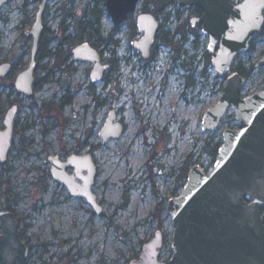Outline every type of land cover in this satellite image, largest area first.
Returning a JSON list of instances; mask_svg holds the SVG:
<instances>
[{"label": "rangeland", "instance_id": "374dc122", "mask_svg": "<svg viewBox=\"0 0 264 264\" xmlns=\"http://www.w3.org/2000/svg\"><path fill=\"white\" fill-rule=\"evenodd\" d=\"M103 1L50 0L42 34L48 42L45 51L54 52L62 21L72 33L66 11L75 15L88 8L103 10L99 49L102 59L113 65L107 79L91 83L90 66L80 62L68 75L55 73L53 56L46 55L34 73L36 79H48L33 97L17 95L16 128L21 132L13 138L7 162L0 165V210L8 207L18 221L21 239L29 247L25 264H129L156 230L163 240L159 260L170 264L173 228L165 206L181 190L178 173L195 164L210 171L217 155L213 147L222 143L225 128L237 124L233 110H228L215 131L201 130L200 118L219 100L227 75L217 76L210 63L204 64L208 38L200 27H194L195 34L185 33V40L175 33L179 26L187 28L185 20L194 16L192 12L176 5L164 8L161 37L153 60H147L132 47L138 36L130 21L115 31ZM39 2L10 0L0 8V62L13 64L12 75L0 84V129L16 97L9 83L28 65L32 41L26 33ZM137 4L134 21L143 6L150 7L146 0ZM164 38L172 45L164 44ZM251 42L252 47L233 61L248 71L241 96L264 90V66L254 67L264 54V31ZM65 87L70 101L54 109ZM111 109L125 124L124 132L102 144L98 131ZM89 149L98 168L92 189L101 214L86 200L71 197L50 176L48 156L65 159Z\"/></svg>", "mask_w": 264, "mask_h": 264}, {"label": "water", "instance_id": "95a60500", "mask_svg": "<svg viewBox=\"0 0 264 264\" xmlns=\"http://www.w3.org/2000/svg\"><path fill=\"white\" fill-rule=\"evenodd\" d=\"M10 0H0L1 6ZM50 0H41L34 22L27 31L31 38L29 64L15 78L18 94L32 96L36 48L42 32V16ZM139 0H105L106 13L113 26L120 27L135 13ZM180 8H198L202 14L191 18L201 33L208 37L207 54L217 76L226 74V82L219 100L202 114L201 130L217 129L221 118L233 110L239 128H225L222 143L217 148L213 168L206 172L199 164L187 172L180 192L166 203L173 235L170 264H264V221L260 208L264 207V90L242 95L246 82L234 70L233 61L246 51L250 41L264 26V0H174ZM135 26L140 38L133 47L142 58L148 59L159 25L154 14L141 12ZM73 60L91 63L90 81L98 82L108 65L102 63L98 50L88 42L72 49ZM264 66V54L254 67ZM11 64L0 63V81L9 75ZM138 118L141 113L134 109ZM16 107L6 111L0 129V163L7 160L12 143L13 120ZM98 131L101 143L119 138L124 132L115 109L107 112ZM50 176L68 190L71 197L86 200L95 214L103 212L92 187L97 167L90 153L74 154L60 160L57 155L47 158ZM71 169V172L68 170ZM0 264H25L29 247L18 234L19 224L14 214L0 210ZM162 232L141 246V253L129 264H167L159 260Z\"/></svg>", "mask_w": 264, "mask_h": 264}, {"label": "trees", "instance_id": "16d2710c", "mask_svg": "<svg viewBox=\"0 0 264 264\" xmlns=\"http://www.w3.org/2000/svg\"><path fill=\"white\" fill-rule=\"evenodd\" d=\"M146 2L150 5V7L147 6H143V8L141 9V11L143 12H147L150 14H154L157 18H160L161 13L163 12L164 8L168 7V6H173L176 5L174 0H146ZM103 7H105V0L103 1L102 4ZM199 12L197 9H194L193 12ZM103 15V10L101 11L100 9H96V8H88L87 10L83 9L81 12H77L75 15L70 14L69 12H65L64 17H69L72 19V33L68 34L67 33V28L63 27L62 24L64 21L61 22L60 24V29H62V35L59 37L58 43L55 47V49L53 50L54 52H50V51H45L46 50V46L48 44V42L43 39V34L45 32H43V34L41 35L40 39H39V43H38V56L37 59L43 58L46 55H51L56 57L55 61L57 64V67L59 65H61L62 63H65L66 58L68 57V55H70L71 47H74L75 45H78V43L82 42V41H88L92 44V46H94L95 48H99L100 45L102 44V36H101V27H100V20L102 18ZM63 17V18H64ZM128 20L129 22V26L132 29L133 33H136V26H135V21L133 20V15H131ZM185 26L187 27L184 30V25L179 26L176 30L175 33L179 34L182 38V40H185V33H191V34H195V29L194 27H199L198 25L196 26H191L190 23V19L189 20H185ZM114 30L117 31V28L114 27ZM264 31V26L261 29V32ZM67 33V35H65ZM161 30L157 33V38L156 41L159 40V38L161 37L160 35ZM251 42V41H250ZM163 43L171 46L172 45V40L169 38H164L163 39ZM65 44H69L67 46V49H63V46ZM252 47V42L250 43L249 49ZM65 53L64 57H62V53ZM177 57V54L175 53V55ZM210 63V55H208L206 52L204 54V64L208 65ZM42 69L44 70L45 68L42 67ZM234 70H236L238 72L239 75H244L245 77L247 76V72H245V70L242 68L241 65H234ZM49 72V71H48ZM48 79V78H46ZM46 79H42V80H46ZM5 80V79H4ZM3 80V81H4ZM3 81L1 83H3ZM0 83V84H1ZM41 83V82H39ZM38 83V84H39ZM9 85L13 86L12 84L9 83ZM2 85H0L1 87ZM17 97V94H16ZM16 97L13 100V102L16 101ZM62 107V106H61ZM61 107H59L61 109ZM58 108V110H59ZM54 109H57L54 107ZM2 125V122H1ZM2 127V126H1ZM20 130L16 131L15 134L19 133L20 134ZM217 148H218V144H216L213 147V151L214 154H217ZM7 162V161H6ZM6 162L4 163H0V165H4ZM189 169H187L185 166H183V168H181V170L179 171V175L177 177V180L179 182V184L181 186H183L181 183V181L183 180V182L185 181L186 177H187V172ZM8 210V207L6 208ZM155 215V213H153ZM20 235V233H19ZM21 237V235H20Z\"/></svg>", "mask_w": 264, "mask_h": 264}, {"label": "flooded vegetation", "instance_id": "af4514ba", "mask_svg": "<svg viewBox=\"0 0 264 264\" xmlns=\"http://www.w3.org/2000/svg\"><path fill=\"white\" fill-rule=\"evenodd\" d=\"M232 2H234V3H238V0H232ZM106 7V6H105ZM194 9H197L199 12H193V10ZM46 10V9H45ZM186 10H189L190 12H192V14L194 15L193 17H191V18H195V17H199L201 14H202V12L198 9V8H188V9H186ZM141 12H143V11H140V12H138L136 15L138 16V14H140ZM136 16V17H137ZM156 17V16H155ZM136 19V18H135ZM156 19L158 20V25H159V28H158V31H157V33L160 31V29H161V25H160V18H157L156 17ZM35 20V19H34ZM128 20V19H127ZM196 25H198L199 27H201L198 23H196V24H192L191 23V26L193 27V26H196ZM113 27H116L117 28V30L120 28V27H117V26H113ZM42 28H43V20H42ZM114 29V28H113ZM136 31H137V27H136ZM42 33H43V30H42V32H41V35H42ZM157 33H156V38H157ZM41 35H40V37H41ZM134 35V34H133ZM134 36H138L137 38H135V39H133V41L134 40H136V39H139L141 36H140V34L137 32V34H135ZM40 37H39V39H40ZM29 38V37H28ZM156 38H155V41H154V43H153V45H152V48H151V50H150V54H149V58L147 59V60H153V58H154V54H155V52H156ZM31 39V38H30ZM39 39H38V43H39ZM133 41H132V43H133ZM82 42H88V41H82ZM82 42H80V43H82ZM88 43H90V42H88ZM32 45V44H31ZM90 45L92 46V44L90 43ZM76 46V45H75ZM64 47V46H63ZM92 47H94V46H92ZM133 47V46H132ZM73 48V47H72ZM71 48V49H72ZM95 48V47H94ZM37 49H38V44H37V48H36V51H37ZM70 49V50H71ZM95 49H97L98 50V53H99V55H100V57H101V59H102V51H101V49H99V48H95ZM136 50V49H135ZM136 51H138V50H136ZM139 52V51H138ZM65 53L66 52H64V53H62V57H64V55H65ZM140 53V52H139ZM31 55V54H30ZM141 55V54H140ZM37 56H38V51L36 52V57H35V62H36V66H35V69H34V71H33V84H34V86H33V93H32V96H27V97H33V94H34V92H35V90H37V88L41 85V83H39V82H43L44 80H42V79H36V76H35V73L34 72H36V69H38L39 67H38V61L40 60V59H37ZM56 57H54L53 56V63H52V69H51V71L53 70V72H55V73H58V72H60V73H63V74H69V73H71V72H73V69H74V67H73V65L75 64V63H86V62H81V61H79V62H76V61H74L73 60V55H72V50H71V53H70V55H68V57L66 58V60H65V63H62L61 65H59L58 67H57V64H56V59H55ZM142 58V57H141ZM30 59V58H29ZM145 59V58H144ZM102 61V63H105V64H107L108 65V68H107V71H105L104 73H103V75H102V77H101V80H106L107 79V77H108V75H109V73L110 72H112V69H113V65H112V63H109V62H105L104 61V59H102L101 60ZM4 62H8V61H3V62H0V63H4ZM29 62V61H28ZM8 63H10V62H8ZM11 64V69H10V72H9V75L8 76H11L12 74V69H13V64L12 63H10ZM29 64V63H28ZM89 66H90V68H89V74H88V79H89V81H90V70H91V67H92V64L90 63H87ZM28 66V65H27ZM26 66V67H27ZM42 68V67H41ZM24 70V69H23ZM22 71V70H21ZM19 73V72H18ZM18 73L16 74V76L18 75ZM8 76H6V77H4V79H6ZM16 76H15V78H16ZM15 78H14V81H15ZM4 79H2L1 81H0V83L4 80ZM44 79H46V77H44ZM100 80V81H101ZM14 81H13V83H12V85L14 84ZM99 82V81H98ZM39 83V84H38ZM91 83H93V81H91ZM95 83V82H94ZM14 86V85H13ZM14 88H15V86H14ZM16 91V90H15ZM68 91H69V89L68 88H64V93H63V95L60 97V99H59V105H57V106H55V108H59V107H64V106H66V105H68V103H69V101H70V97H69V93H68ZM16 94L17 95H19V96H23V95H20V94H18L17 92H16ZM23 97H26V96H23ZM26 97V98H27ZM15 98H13L10 102H11V107L10 108H12V107H16V113H15V118H14V120H13V125H12V128H13V135H12V139L15 137V136H18V134L16 133L15 134V132L18 130L17 128H16V115H17V112H18V109H19V107H18V105H19V103H20V97H16V101L15 102H13V100H14ZM61 107V108H62ZM10 108H8V109H10ZM7 109V110H8ZM60 109V108H59ZM134 109H137L136 107L134 108ZM6 110V111H7ZM138 110V109H137ZM139 111V110H138ZM140 113H141V116H142V112L141 111H139ZM5 114H6V112H5ZM4 114V115H5ZM4 115H3V119H4ZM141 118V117H140ZM3 119H2V124H3ZM121 123H123V122H121ZM123 127L125 128V124L123 123ZM237 127H239L238 125H237ZM19 131V130H18ZM12 143H13V140H12ZM12 143H11V146H12ZM10 149H11V147H10ZM90 153L91 154V157H92V153H91V150L89 149V150H87L86 152H83V153ZM73 153V152H72ZM74 154H78V155H81L82 153H80V152H74ZM70 155H72V154H70ZM69 156V155H68ZM48 157H50V156H48ZM47 157V158H48ZM67 157V156H66ZM66 157H65V159H66ZM93 158V157H92ZM65 159H60V160H65ZM93 161H94V158H93ZM95 162V161H94ZM50 164V163H49ZM71 172V169H69L68 170V172ZM260 214L262 215V218H263V221H264V207H262V208H260Z\"/></svg>", "mask_w": 264, "mask_h": 264}]
</instances>
